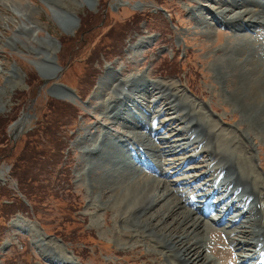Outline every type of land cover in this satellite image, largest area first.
I'll return each mask as SVG.
<instances>
[{"label":"rangeland","instance_id":"1","mask_svg":"<svg viewBox=\"0 0 264 264\" xmlns=\"http://www.w3.org/2000/svg\"><path fill=\"white\" fill-rule=\"evenodd\" d=\"M207 3L206 0H0V155L4 154L0 157V184L9 183L20 193L15 183L22 188L18 181L22 182V178L17 173V178L10 180L7 167L16 165L29 143H36V149L51 146V133L45 138L38 134L46 126L57 127L60 148L63 147L57 165L46 164L23 178L22 185L36 193L31 204L19 196L0 199V264H171L159 253L161 236L152 235L149 239L146 236L150 233L138 225L135 209L150 187L132 189L135 184L132 182L124 193L123 185L127 182L124 178L133 174L141 175L142 179L144 172L152 181L160 179L154 185L162 180L167 181L169 188L173 185L183 188L198 174L196 185L203 181L208 170L205 159L210 154H199L196 158L191 157L192 152L188 157L189 152L183 151L167 155L170 159L185 157L188 162L180 172L173 165H163L155 137L146 130L156 119L154 111L166 109L169 103L160 99L155 104L152 100L159 95L157 89L161 84L155 86L156 83L171 86L180 106L183 104L185 111H194L191 114L198 113L196 117L205 123L218 147L221 145L229 155L238 156L237 162L246 169L244 173L253 167L255 177L264 182V123L250 117L257 103L248 106L234 86V77L225 76L217 66L218 61L228 62L233 57L232 48L246 41L239 38L241 35L235 28L220 25L218 20L210 19L212 25L206 27L200 24L201 19L213 15L206 8ZM20 26L25 29L20 30ZM121 27L132 31L124 35ZM256 30H245L243 34L255 38ZM168 33L171 34L167 36ZM47 56L56 57L49 60ZM53 69L57 73L47 76ZM119 83L125 91L130 88V96L135 94L136 98L147 100L151 114L130 118L125 104L117 100ZM65 85L77 95L67 92ZM132 103L139 111L135 101ZM114 105L120 106L128 124L138 125L135 132H144L147 137L143 138L150 139L152 155L144 149L145 155L158 160L162 172L159 167L154 168L160 173L136 163L133 152H128L136 151L143 158L140 149L133 150L132 144H124L116 137L119 133L116 128L127 135L132 129L125 128L123 118L113 117ZM166 111L167 115L160 117L161 122L175 116L172 108ZM20 120L24 127L17 131V125H13ZM159 122L158 119L155 127H160ZM179 124L173 125L174 130L165 125L169 129L161 135L181 138ZM244 128L249 130L253 147L243 134ZM95 147H106L112 153L109 158L102 154L107 149H100L98 157L106 156L101 169H97L100 160L93 154ZM209 147L205 145L200 152H209ZM243 153L248 157L245 160ZM104 164L110 166L103 169L114 168L116 173L105 175L107 179L101 177L96 188L93 180L99 179ZM115 177L125 182L119 183ZM112 186L115 187L109 188ZM112 192L114 196L109 198ZM172 198L176 199L174 194ZM158 208L151 209L150 214L157 213ZM11 215L13 219L4 225ZM172 224L184 227L177 224L175 217L169 218L163 227ZM214 230L206 235L207 253L217 264H232L236 255L225 248L226 236L217 227ZM5 244L9 246L4 248ZM172 262L181 264L177 260Z\"/></svg>","mask_w":264,"mask_h":264},{"label":"bare ground","instance_id":"2","mask_svg":"<svg viewBox=\"0 0 264 264\" xmlns=\"http://www.w3.org/2000/svg\"><path fill=\"white\" fill-rule=\"evenodd\" d=\"M211 2L212 4L214 3V6H211ZM206 3L208 4L206 8L211 10L213 15H211L210 18L201 19L199 21L201 22L200 24L206 27V24L212 25L210 19H215L216 21L218 20L217 23L220 25H227L228 27L235 28V31L239 33L238 35H241L239 38H243L242 40L246 41L244 44L237 46L235 49L232 48L233 57H229L228 62L218 61L217 66L220 67V71L225 76L232 75L234 77V86H237V91L242 94V98L248 106L252 105L253 102L257 103L256 110L250 113V117L252 119H258L260 122L264 123V33L261 32L264 30V0H206ZM20 28V30L25 29L23 26H20ZM252 28H257L255 31V38H251L249 36L248 38L245 37L243 32L245 30H251ZM229 46L230 45H227V47ZM56 73V69H53L48 74H44H47V76H53ZM157 84H161L157 89L159 91V95L152 100L156 101L155 104L160 102V99L168 101L169 103L167 106L170 107V110L172 108L175 113V116H172L171 119H162L161 122L160 117L169 111H166L168 107L166 106V109L162 108L161 110H155L156 119L154 120V123L151 124V127L146 129L147 132L151 133L155 137L156 141L154 142L156 143V148L158 149V158H163L164 166L173 165V169L180 172L184 170V165L188 162L184 159L185 157L170 159L167 155L183 151V153L189 152L188 157L191 155L190 152H192L193 155L191 157L196 158L199 154L202 155L204 153H209V159H205L208 170H206L203 175V178H206L208 181L203 180L196 184L195 188H199L201 186L200 190L205 191L203 194H200L202 199L197 200L198 196L185 189V186L182 188L179 186L175 187L173 185V188H169L167 181L162 182V180L161 183L154 185L157 181L159 182L160 179L152 181V179H149L150 177H147V174H144V172V177L142 179L141 175L135 176L133 174L124 178L125 181H127L123 185L124 193L125 190L132 185V182L135 183L131 186L132 189H136L135 186L140 188L150 187V190L143 196V198H141L139 206L135 209V213L138 215H136V217L139 219L138 225L150 233L149 236H146L149 239L152 235L161 236L162 245H160V247L162 249L159 250V253L166 259L168 258L171 264H176L173 263L172 260H177V263L181 264H217L212 255L207 253L208 243L206 241V235L211 232H216L214 230L216 227L218 229H222L220 232H225L232 247L237 248V258H239V262L235 263V257L232 260L233 264H264V182L259 180L260 178L255 177L253 167L248 168V172L244 173V170L246 169L243 168L239 162H237L240 160H237L239 157H235V154L229 155V152L226 150L227 148L222 149L221 145L220 148L218 147L216 139H214L215 137L211 136V132H208L205 129V123L196 117L198 113L191 114V112L194 111H185L182 108L183 104L180 106V101L176 97L177 93L173 94L170 91L171 86H169V88L167 87L168 85L164 86L165 84L162 83H156L154 85L156 86ZM127 85L129 86L130 84ZM118 87H121V91L117 94V97H119V99H117L118 102L119 100L121 101V93L124 92V95H128L130 100H135L137 106L141 103L145 108V111H142L138 106L140 112H135L133 115L129 113L128 116L130 118H134L135 116H140L137 118H142L143 114H151V108L148 107L149 102L147 100L140 99V97L136 98L135 94V97L130 96V88L127 87V92L129 93L125 92L122 83H119L117 88ZM152 92L155 93L157 91ZM178 97L182 99V96ZM183 101L191 107V103L189 101L186 99H183ZM124 104L125 103H123V105ZM111 114L113 117L123 118L120 106L114 105L111 108ZM146 118L139 120H147ZM158 119L161 122H159L160 127H155ZM124 120L125 128L128 129L131 127L132 129L131 131H128L130 135H127L125 132H121V130H117L116 128V131L119 132L116 137L120 138L123 143L132 144L137 151L140 149V146H143L147 154L150 155L151 153L152 155L153 144L150 139L143 138L147 137L144 132H135V130H138L139 127L135 122H132L138 119H131L132 124H128V121L126 119ZM175 123H181L179 126L182 125L180 126L181 130H178L179 133L182 134L181 138L174 139L175 136L171 134L170 136L161 135L164 130L169 129V127H164L165 125L172 126L170 130H174L173 125ZM237 126L239 127L240 125L237 124ZM22 127L23 126H21V128ZM244 129L243 134L249 138L248 142H250L252 138L249 135V130ZM138 138L148 142L149 145L145 142H138V140H136ZM205 145L210 146V151L208 152V150L204 149L207 152H200V150H202L201 148L205 147ZM179 148L182 150H179ZM100 149H107V151H102V154L111 156L112 153H110L108 148L104 147V149H102L100 147H95L92 149L93 152H95L93 153L96 155L95 157L100 156ZM128 153H132V151ZM106 156L103 157V155H101V157H98L100 162H98L97 169H101V161L103 158L106 159ZM242 158L245 160V158L248 157L243 153ZM145 160L158 161L153 158ZM160 161H162V159ZM104 166L109 167L110 165L104 164L102 169ZM114 173H116V169L114 168L103 169V173L99 174V179L95 178L93 180L94 186L99 188L98 183L100 182L101 177L107 179L108 176L106 177L105 175H111ZM196 176H198V174L195 175V177ZM209 176L212 177L208 178ZM114 179H117V182L119 183L125 182L124 179L120 180L117 177ZM150 181H152V183ZM195 182H197V178L194 183ZM113 187L115 186L109 188ZM173 194L176 199L172 198ZM113 196L114 193L108 197L111 198ZM216 196L217 201L215 200V202H213V198ZM197 201L202 204L196 205ZM153 208H158L157 213L152 214L151 212L150 214V210ZM148 213L150 215H147ZM162 213H164L163 216ZM212 213L214 216L211 215ZM232 215H234L233 220ZM228 216H231V218L229 221H226L228 220ZM173 217H175L177 224H182V227H184L181 228L179 226L177 228L173 226L174 224L163 227L169 218ZM212 223L219 226H211ZM140 234L144 235L145 233L140 232ZM229 250L230 251L228 252H232L231 248ZM70 264H74V262Z\"/></svg>","mask_w":264,"mask_h":264},{"label":"trees","instance_id":"3","mask_svg":"<svg viewBox=\"0 0 264 264\" xmlns=\"http://www.w3.org/2000/svg\"><path fill=\"white\" fill-rule=\"evenodd\" d=\"M148 15V13H147ZM141 21V20H140ZM125 28V27H121ZM1 130V129H0ZM57 127L53 128L52 126L48 125L44 128L42 132H39L38 134H42L41 136L45 138V136L48 133H51L50 137L54 139V142L52 139H49V141L52 142L50 144V147H40L39 149H36V143L35 145H31L30 143L27 144L24 151L19 155V160L16 161V165H14L13 170L14 174L17 175V173L20 174V177L23 178L27 176L28 174H31L35 169L40 170L42 167H44L46 164L50 167L52 165H57L59 163L60 153L61 150L59 140L60 137L57 136ZM36 141V140H35ZM45 148H49L45 151ZM49 150V151H48ZM4 154L0 155L2 157ZM41 159V161L39 160ZM46 159V160H45ZM1 160V159H0ZM40 161V162H38ZM23 162V163H21ZM26 169H30V172H26ZM46 170V167H45ZM58 179V178H57ZM24 191L32 193L29 189L26 188L24 185ZM12 191L10 190L9 195L11 196ZM8 196V189L5 186L0 185V199L2 197Z\"/></svg>","mask_w":264,"mask_h":264}]
</instances>
